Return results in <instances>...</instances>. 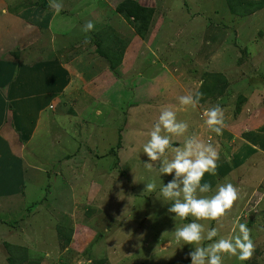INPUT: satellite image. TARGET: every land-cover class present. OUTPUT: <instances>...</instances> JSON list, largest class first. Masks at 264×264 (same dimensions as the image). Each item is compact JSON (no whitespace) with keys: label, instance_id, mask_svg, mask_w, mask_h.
<instances>
[{"label":"rangeland","instance_id":"rangeland-1","mask_svg":"<svg viewBox=\"0 0 264 264\" xmlns=\"http://www.w3.org/2000/svg\"><path fill=\"white\" fill-rule=\"evenodd\" d=\"M39 1L0 0V72L18 84L15 93L8 83L0 89L1 125L15 128L0 134L1 147L11 143L13 152L12 144L28 140L23 167L10 156L0 163V264H9L11 252L27 255L23 264H191L188 254L197 245L177 243L173 233L195 218H174L172 201L160 195L175 174L161 176L159 161L144 166L143 145L166 105L188 122L187 135L218 151L216 175L206 173L201 182L212 190L198 197L227 183L239 193L224 217L196 222L218 228L214 239L230 238L237 223L246 224L251 259L224 255L223 264H264V9L243 17L231 13L227 0H136L155 10L141 39L117 12L124 0H57L74 13L70 18L51 9L50 0L40 7ZM27 4L33 18L20 17L19 24L15 18ZM89 21L96 34L125 41L115 70L97 53L98 37L83 31ZM42 29L47 33L40 35ZM27 74L36 92L23 98L16 79ZM217 75L226 79L217 84L222 93L207 97L204 86ZM197 91L203 98L195 109L179 105L180 96ZM18 102L33 112L14 114ZM217 105L225 117L220 135L203 116ZM182 143L172 136V147ZM153 181L156 191L144 192Z\"/></svg>","mask_w":264,"mask_h":264},{"label":"clouds","instance_id":"clouds-1","mask_svg":"<svg viewBox=\"0 0 264 264\" xmlns=\"http://www.w3.org/2000/svg\"><path fill=\"white\" fill-rule=\"evenodd\" d=\"M49 7L59 13L63 5L57 0H50ZM94 24L89 21L83 26V31L90 32ZM85 43H88L85 40ZM203 98V93L195 92L182 95L178 98L180 106L195 109ZM204 123L211 132L222 134L225 126L224 111L220 106L208 108L203 113ZM189 124L187 121L178 120L173 106H162L158 121L153 125L148 141L143 145V153L149 158L144 163L148 169L153 168V162L159 161V173L172 175L174 178L166 185L162 183L160 195L172 201L168 212L174 218L181 220L189 216L195 218L193 222L182 227H175L174 237L177 243L197 245L189 252L191 264H223V256H235L241 261L251 259L255 247L251 239L250 229L244 223H237L233 228L230 238L214 239L218 236V228L206 229L202 223L196 221H218L233 207L239 198L236 187L231 184L218 186L214 195L198 197L197 193H209L212 188L210 183H201L205 174L216 175L219 154L216 147L199 136L187 135ZM183 137L180 146L172 147V136ZM170 150V155H169ZM157 184H145L144 192H154ZM238 229V231H237ZM207 240L211 243L200 246ZM80 264H84L83 261ZM87 264H91L88 261Z\"/></svg>","mask_w":264,"mask_h":264},{"label":"trees","instance_id":"trees-1","mask_svg":"<svg viewBox=\"0 0 264 264\" xmlns=\"http://www.w3.org/2000/svg\"><path fill=\"white\" fill-rule=\"evenodd\" d=\"M228 7L232 14L239 15V16H251L255 14L256 12L264 9V0H227ZM44 6V0L39 1V7ZM20 7V6H19ZM32 5L27 4L23 5L22 8L25 10L31 9ZM34 7V6H33ZM47 7V6H46ZM14 10V9H13ZM12 10V12H13ZM23 10V9H22ZM21 10V11H22ZM71 12H75L72 10ZM117 12L122 14L123 17L130 22V25L135 30V33L137 36L141 37V39H145L150 31V28L152 26L153 17L155 15V10L153 8H148L145 6H142L138 1L136 0H124L121 4L117 7ZM11 13V11H8V14ZM19 14V13H18ZM58 14V13H57ZM59 14H62L64 17H72L74 13L68 12V7H65L63 5L62 10L59 12ZM78 15V13L76 12ZM10 15V14H9ZM7 15V16H9ZM56 15V13H55ZM53 14H50V16H53ZM52 23V22H50ZM46 25H49V22L46 23ZM39 29V28H37ZM49 30V29H48ZM38 31V30H36ZM46 31L47 29H42L39 31L40 35L42 32ZM94 37H98V40L95 42L97 53L100 57L104 58L110 63V69L115 70L116 66H119V64L122 63L123 55L125 52V41H123L118 35L116 34H106L101 35L96 34L94 30L91 31ZM45 34V33H44ZM40 40V37H38ZM100 66V65H99ZM99 66H97L99 68ZM53 69V68H52ZM58 71H62L61 68H58ZM104 72V71H102ZM226 82V79L222 77V75H217L215 82L213 85L204 86L203 91L207 93V97L212 94L214 91H217V93H222V88L218 83ZM242 102V100H240ZM240 109L238 110V112ZM28 136V135H27ZM26 137V136H25ZM25 137H21L23 140L22 142H27L28 140L25 139ZM114 152V151H113ZM15 251H19L17 247H13ZM12 249V248H11ZM13 250V249H12ZM13 250V251H14ZM26 251V250H23ZM11 256L8 258L9 264H23L27 261V255L23 254H15V252H11ZM25 254V253H24ZM39 262V261H38ZM31 264H40V263H31Z\"/></svg>","mask_w":264,"mask_h":264},{"label":"crops","instance_id":"crops-1","mask_svg":"<svg viewBox=\"0 0 264 264\" xmlns=\"http://www.w3.org/2000/svg\"><path fill=\"white\" fill-rule=\"evenodd\" d=\"M32 13L33 12H31L29 9H27V10H24L23 12H22V14H19V16H18V18L16 17L15 19L17 20H19L20 22H19V24L21 23V18L20 17H23L24 18V20L26 19V20H29V19H32L33 18V15H32ZM7 16V15H6ZM13 17H15V16H13ZM29 18V19H28ZM4 19V20H3ZM7 19H9V17L8 18H2V21L4 22V21H6ZM11 20V19H10ZM1 21V22H2ZM25 26H27L28 28L30 27V28H32L30 25H27V24H25ZM24 26V27H25ZM29 30V29H28ZM33 29H31L30 31H32ZM2 62H4V60L3 61H1L0 60V63L2 64ZM6 63V65H10L9 67H12L14 64H15V62H13V61H6L5 62ZM2 65H0V67H1ZM19 70H20V68H19ZM35 73H36V71H32V74H31V77L33 76V75H35ZM16 75V74H15ZM21 75V74H20ZM19 75V77H17V81H19V78H20V84L21 85H19V87H20V89L23 91V90H25V92H21V96L23 97V98H25L26 96H30L31 94H33V93H30L31 91H33V92H36V90L35 89H33L31 86H30V88H29V83L31 82V81H29L28 83H27V79H28V74H27V76L26 75H22V76H20ZM12 76H14V72H13V74H12ZM38 76H40V74L38 73ZM10 77V72L9 71H7L6 72V74H4V72L3 71H1L0 72V89L1 88H3L4 87V85L5 84H3V83H8L9 84V87H8V90L11 92V93H15L14 91H12V90H16V87L18 86V84L16 83V82H11L10 80H11V78H9ZM24 78H25V80H24ZM27 78V79H26ZM8 79H10V80H8ZM8 80V81H7ZM26 87L28 88V89H26ZM0 93H3V92H1L0 91ZM1 96H2V94H1ZM37 97H39L40 98V94H37L36 95ZM5 98H6V103H7V97L6 96H4ZM22 97H20L19 99H23ZM1 98H3V97H1ZM28 100V99H27ZM25 101V100H24ZM21 102H18L17 103V105H16V107L18 106L19 107V104H20ZM4 104H5V101H3V102H0V107H1V109H2V111L3 112H5L4 111V108L2 107V106H4ZM22 106V109L21 108H16V110H15V112H14V114H20L21 115V113H23L22 115H24V114H26V112H27V115H28V113H30V112H33V111H29V109H28V111L26 110V109H24L23 108V105H21ZM26 110V111H25ZM25 111V112H24ZM4 115H6V114H1L0 113V134L1 135H4L5 136V134L6 133H8L9 132V130L10 129H15V128H3V126L1 125V124H3L4 122H2V119H3V117H4ZM5 131H6V133H5ZM13 133H16V132H14L13 131ZM18 134V133H17ZM13 135V134H12ZM15 138H16V136H15ZM2 138L0 137V140H1ZM7 139V138H6ZM20 139V138H19ZM18 139V140H19ZM9 140V139H8ZM21 141V142H20ZM20 141H18V144H15L14 142V145L12 144V146H15V147H13L14 149H12V151L13 152H10V144L8 145V147H1V144H2V142L0 141V163H4L7 159L5 158V156H10V157H12V158H14L15 159V161H16V163H17V165L18 164H21V166L23 167V165H24V163H23V156L22 155H24L23 153V146L26 144V142H22L23 140H20ZM22 143L23 145L21 146L20 145V143ZM28 142V141H27ZM17 145V146H16ZM25 147V149H26V147H27V144L24 146ZM17 153H19V155L20 156H18L17 155ZM2 166V165H1ZM1 171V170H0ZM1 173V172H0ZM8 185H9V183H8ZM8 189H6V193L9 195V187H7ZM1 189V188H0ZM20 191V190H19ZM18 191V192H19ZM2 193H4V192H0V194H2ZM16 192H11V194H15Z\"/></svg>","mask_w":264,"mask_h":264}]
</instances>
